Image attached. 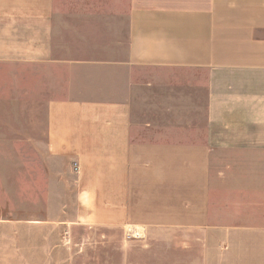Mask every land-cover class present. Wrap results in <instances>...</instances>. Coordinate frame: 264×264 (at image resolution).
Instances as JSON below:
<instances>
[{"label":"crops","instance_id":"obj_1","mask_svg":"<svg viewBox=\"0 0 264 264\" xmlns=\"http://www.w3.org/2000/svg\"><path fill=\"white\" fill-rule=\"evenodd\" d=\"M28 3L0 0V141L17 142L0 156L21 157L0 192L15 183L22 199L52 206L66 172L78 220L188 221L219 236V253L257 248L264 264V0ZM122 79L130 99H111L106 87ZM143 82L161 92L147 97L161 118L148 114L145 133L134 111ZM31 94L44 112L27 120ZM170 109L199 113L200 132L171 143L180 130L157 126L190 122H171Z\"/></svg>","mask_w":264,"mask_h":264},{"label":"rangeland","instance_id":"obj_2","mask_svg":"<svg viewBox=\"0 0 264 264\" xmlns=\"http://www.w3.org/2000/svg\"><path fill=\"white\" fill-rule=\"evenodd\" d=\"M26 3L31 4L28 0ZM102 77L109 81L107 73ZM77 79L79 77L75 76L74 81ZM141 79L146 81L145 77ZM139 85L134 111L137 112L135 118L138 120L139 132L145 133L144 123L148 114L161 118L160 109H146L147 97L158 102L161 100V92L153 98L152 94L148 96L144 82ZM125 88L127 86L122 79L118 88L108 86L105 91L111 99H130ZM58 95L66 97L69 94L60 92L59 86ZM172 95L171 93V102L174 101ZM29 97L31 99L27 105L21 106V118L25 117L27 120L40 116L41 112L43 115L44 112L43 109H33L35 96L31 94ZM168 116L171 122L175 120L174 123L178 122L177 117L190 122L185 125L169 124L164 128L157 126L158 132L169 127L171 130H180L170 133L171 143H177L175 139L182 134L189 137L200 132L197 131L199 127L196 126L195 129L192 125L193 119L199 117V113L193 110L170 109ZM201 116L204 117L203 111ZM201 131H204L202 126ZM189 142L187 140L186 144H190ZM10 143L8 147V142L0 141V148H17V142ZM59 169L62 171L67 167L59 166ZM0 174L6 179L10 176L15 179L20 177L21 157L0 156ZM73 177L66 172H59L62 182H59L58 203L52 206L35 205L32 199H22L21 188L12 183V180L11 187L0 192L3 202H0V264H226L233 259L249 260L257 264V261L263 259V254L257 252V248L245 253L240 249L234 254L224 253L225 250L219 253V248L216 250L215 246L219 236L204 233L203 230L208 226L193 229L192 222L188 221L185 228H179L176 220H171L169 224L148 222V226L136 222L125 227L112 221L78 220L80 206L73 199L76 193ZM186 201L188 209V203L193 199L187 197ZM189 207L191 208L190 205Z\"/></svg>","mask_w":264,"mask_h":264},{"label":"built area","instance_id":"obj_3","mask_svg":"<svg viewBox=\"0 0 264 264\" xmlns=\"http://www.w3.org/2000/svg\"><path fill=\"white\" fill-rule=\"evenodd\" d=\"M73 167H74V171H75L76 173H78V172H79V165H78L77 163H74V164H73Z\"/></svg>","mask_w":264,"mask_h":264}]
</instances>
